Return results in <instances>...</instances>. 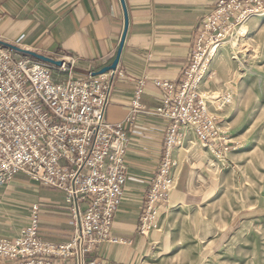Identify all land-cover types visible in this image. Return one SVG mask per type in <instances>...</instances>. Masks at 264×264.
I'll return each mask as SVG.
<instances>
[{
  "label": "built area",
  "instance_id": "1",
  "mask_svg": "<svg viewBox=\"0 0 264 264\" xmlns=\"http://www.w3.org/2000/svg\"><path fill=\"white\" fill-rule=\"evenodd\" d=\"M264 8V0H216L197 26L189 65L177 83L153 79L164 90L159 105L149 111L167 119L165 154L150 191L148 212L140 225L146 233L152 222L149 209L168 201L172 150L189 124L204 144L217 142L214 115L197 88L209 73L214 47L235 22ZM48 64L0 44V187L24 173L43 185L65 192L74 232L69 240L53 242L41 236L39 206L30 207L28 223L12 236H0V264H105L86 253L111 236L116 206L126 181L125 152L129 133L124 122H107L104 112L117 68L73 75L75 58L60 57ZM142 82L136 87L125 120L143 109ZM221 107L230 94L212 93ZM87 204L82 206V202ZM154 211V210H153ZM50 256L68 260L55 261Z\"/></svg>",
  "mask_w": 264,
  "mask_h": 264
},
{
  "label": "crops",
  "instance_id": "2",
  "mask_svg": "<svg viewBox=\"0 0 264 264\" xmlns=\"http://www.w3.org/2000/svg\"><path fill=\"white\" fill-rule=\"evenodd\" d=\"M124 2L128 27L116 65L121 74L113 79L104 120L122 121L128 130L127 175L112 221L111 236L115 240L99 243L86 253V259L96 257L105 264H161L152 228L164 201L149 209L151 225L146 233L140 231L148 212L147 194L164 158L168 124L162 115L149 111L160 104L164 95L162 87L153 79L174 83L180 80L191 60L197 26L216 0ZM123 25L120 0H0V39L56 59L63 55L73 56L76 77L111 63ZM14 53L24 54L15 50ZM213 64H217L216 61L213 60ZM140 79L143 80V109L126 121ZM183 126L182 138L185 135ZM188 143L190 139L186 134L183 144L188 146ZM169 175L172 182L168 201L176 204L202 203L209 197L214 183L205 160L184 157L178 146L172 150ZM43 186L30 177L13 176L0 187V236L18 233L28 223L31 205L37 203L41 236L53 242L70 239L74 226L65 192L61 200L55 187L43 189ZM81 204L85 206L87 202ZM49 258L68 260L60 256Z\"/></svg>",
  "mask_w": 264,
  "mask_h": 264
},
{
  "label": "rangeland",
  "instance_id": "3",
  "mask_svg": "<svg viewBox=\"0 0 264 264\" xmlns=\"http://www.w3.org/2000/svg\"><path fill=\"white\" fill-rule=\"evenodd\" d=\"M208 71L197 91L216 115L217 142L204 144L185 124L190 143L184 135L177 146L204 159L214 183L202 203L164 201L152 228L156 254L161 264H264V8L229 28ZM212 93L230 99L217 107Z\"/></svg>",
  "mask_w": 264,
  "mask_h": 264
},
{
  "label": "water",
  "instance_id": "4",
  "mask_svg": "<svg viewBox=\"0 0 264 264\" xmlns=\"http://www.w3.org/2000/svg\"><path fill=\"white\" fill-rule=\"evenodd\" d=\"M120 1H121V4H122L123 13H124V25H123V31L121 33L120 41H119V44H118V48H117V51H116V55L113 58V60L111 61V63L102 66L100 69H98L96 71H93L94 73H100V72L107 71L109 69L116 68V65H117V62H118V59H119V56H120V52H121V49H122V45H123V42H124L126 30H127V27H128V15H127V11H126L125 2H124V0H120ZM0 44L3 45V46H6L8 48H11V49H13L15 51H18L20 53L28 54V55H30L32 57H35V58H37L39 60H42L44 62L57 64V65L62 63V59H56V58H54L52 56H49V55H46V54H43V53H39V52H37L35 50H32V49H27V48L20 47V46H18L16 44L10 43L8 41H4L2 39H0Z\"/></svg>",
  "mask_w": 264,
  "mask_h": 264
},
{
  "label": "bare ground",
  "instance_id": "5",
  "mask_svg": "<svg viewBox=\"0 0 264 264\" xmlns=\"http://www.w3.org/2000/svg\"><path fill=\"white\" fill-rule=\"evenodd\" d=\"M217 45H218V44H217ZM214 48H215V47H214ZM213 53H214V52H213ZM205 77H206V78H209V77H208V74H207Z\"/></svg>",
  "mask_w": 264,
  "mask_h": 264
}]
</instances>
